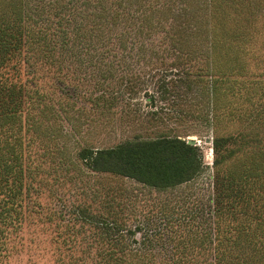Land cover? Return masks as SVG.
<instances>
[{
	"label": "trees",
	"instance_id": "16d2710c",
	"mask_svg": "<svg viewBox=\"0 0 264 264\" xmlns=\"http://www.w3.org/2000/svg\"><path fill=\"white\" fill-rule=\"evenodd\" d=\"M251 6L245 0H0V234L36 216L55 219V210L38 200L50 183L49 168L81 162L156 190L201 173L199 146L179 134L83 145L73 160L54 144L75 95L101 113L124 99L141 106L145 97L154 105L147 74L136 67L151 65L154 53L165 63L167 54L154 52L159 43L173 60L171 68L156 69L153 92L175 97L167 109L202 119L213 134L211 195L197 209L206 218H170L163 206L160 218L83 213L75 220L92 225L102 246L93 263L264 261V134L254 128L264 121V75L248 76L260 67L264 41ZM200 39L203 57L191 46ZM187 95H193L189 109L182 106Z\"/></svg>",
	"mask_w": 264,
	"mask_h": 264
},
{
	"label": "rangeland",
	"instance_id": "374dc122",
	"mask_svg": "<svg viewBox=\"0 0 264 264\" xmlns=\"http://www.w3.org/2000/svg\"><path fill=\"white\" fill-rule=\"evenodd\" d=\"M245 2L247 4L251 2V12L259 16L258 40L264 41V0ZM200 9L198 14L205 15L208 12L201 6ZM191 46L199 57H203L201 52L207 50L206 42L202 39L195 40ZM166 48V44L156 43L154 46V52L156 50L159 54H167L165 63L153 52L151 65L141 63L136 67L142 68L144 71L142 75L147 74L145 89L147 87L149 93L155 94L154 105H150L145 97L139 98L141 106L137 105V99L132 101V105H124L126 101L124 99L110 111L101 113L99 109L86 104L83 97L75 95L74 98H69V102L75 104L68 110V118L62 117L59 123L64 133L61 135L58 132L54 144L57 146V142L60 146V156L66 160H73L75 151L83 145L95 148L108 147L136 135L148 138L163 133L179 134L187 139L196 140L195 144L199 146L202 155L201 173L194 180L177 187L156 190L129 178L92 172L81 162L80 166H74L72 163L68 170L62 169L59 172L49 168L48 171L52 173L49 176L50 183L44 188V193H41L38 200L55 210L53 215L55 219L50 222L41 219L46 222H40L36 216L31 219L33 223L24 222L18 231L0 234V264H94L93 258H96L102 246L98 243L97 236L95 238V229L92 225L75 220L83 213L95 218H111L115 213L118 214V218L145 216L160 218L158 208L163 206L168 209L167 216L170 218H206V213L202 216L197 209L199 205L209 203L211 195L214 179L213 134L202 119L189 118L183 113L167 109L173 106L172 99L175 100V97L170 95L168 98H161V93L153 92L156 88L153 87L151 78L156 74V69L171 68L173 55L170 52L166 53ZM168 49L172 50V47L168 46ZM258 63L260 67L254 68L252 65L254 69L248 76L264 75V56ZM138 96L141 97L142 94ZM187 96L188 99L183 101L182 106L189 109L188 105H191L190 99L193 100V95ZM55 107L58 105L55 104ZM59 113L64 114L63 111ZM261 123L263 124H258L254 128L263 135L264 121ZM240 125L247 127L245 122H241ZM59 174L55 180V176ZM49 190L52 192L51 195L48 193ZM128 202L134 207L133 211L127 206ZM121 206L126 210L122 211ZM206 207L208 208V205ZM67 224L71 226L70 229H67ZM262 262L260 264H264V261Z\"/></svg>",
	"mask_w": 264,
	"mask_h": 264
},
{
	"label": "water",
	"instance_id": "95a60500",
	"mask_svg": "<svg viewBox=\"0 0 264 264\" xmlns=\"http://www.w3.org/2000/svg\"><path fill=\"white\" fill-rule=\"evenodd\" d=\"M188 142L191 143V144H195L196 143V140L194 138H189L188 139Z\"/></svg>",
	"mask_w": 264,
	"mask_h": 264
}]
</instances>
